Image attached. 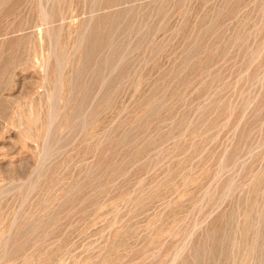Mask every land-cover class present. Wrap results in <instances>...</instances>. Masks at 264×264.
<instances>
[{"label": "rangeland", "instance_id": "1", "mask_svg": "<svg viewBox=\"0 0 264 264\" xmlns=\"http://www.w3.org/2000/svg\"><path fill=\"white\" fill-rule=\"evenodd\" d=\"M0 264H264V0H0Z\"/></svg>", "mask_w": 264, "mask_h": 264}]
</instances>
